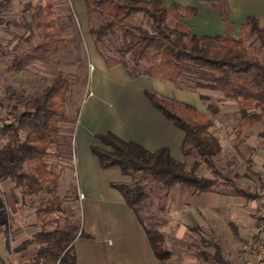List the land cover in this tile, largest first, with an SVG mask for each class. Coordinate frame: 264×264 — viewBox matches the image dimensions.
<instances>
[{
  "label": "rangeland",
  "instance_id": "374dc122",
  "mask_svg": "<svg viewBox=\"0 0 264 264\" xmlns=\"http://www.w3.org/2000/svg\"><path fill=\"white\" fill-rule=\"evenodd\" d=\"M214 1L216 0H165L163 6L166 8L173 2L196 8L193 17L177 21L167 16V23L186 32L191 29L199 35L207 36H239L240 27L248 16H257L259 24L264 25V0H226L230 8L228 22L220 19L219 12L212 5ZM44 3L45 0H0V123L10 120L13 113L21 108L20 102L36 96L57 72L62 73L68 81L62 110L63 120L59 122L55 141L49 145L45 156L48 168L59 178L51 196L40 193L22 197L19 189L15 188L16 173L11 167L12 145L4 137H0V196L4 198L0 211V220L3 221L0 232L12 250L9 257L18 258L14 263L2 264H38L34 234L43 223L37 212L47 205L45 199L61 209L47 217L48 220L57 217L60 223L78 226L73 242L76 264H125V261L118 258L119 254H114V249L119 246L120 234L123 233L121 231L131 232L138 228L155 230L163 236L164 248L170 253L166 263L210 264L212 259L208 260L206 257L212 258L215 248L219 247L223 256L242 248V241H237L234 237L229 223L237 227L242 238L248 239L255 231L253 226L262 220L264 121L238 132L240 117L237 102L224 98L220 92L196 86L197 81H206L207 76L194 69L180 78L179 85L182 88L153 78L149 82L139 80L133 86L115 88L109 82L110 72L104 73L107 69L101 56L99 55V62L94 59L88 18L83 24L76 0H52L59 37L55 51L44 60L28 63L21 70L11 69L9 65L14 53H22L39 43L30 18L31 10L26 11L24 8L29 5L32 9L35 5ZM103 19L95 18L94 25H98ZM127 21L139 24L148 31L153 30L151 21L142 12L130 14ZM124 41L125 35L121 29L109 30L102 36L101 48L107 55L120 57L117 49ZM245 44L260 59L264 58V48L255 35L250 36ZM124 58L129 63L132 61L130 54ZM143 86L157 89L155 91L165 97L190 103L213 119L210 130L221 144L216 164L229 185L214 186L208 192L192 190L194 193L189 199L190 189L179 185L182 190L180 197L191 203V216L182 208L181 203H173V191L168 192L156 183L143 180L139 174L129 177L123 183L129 187H142L147 195V198H142L135 206L136 211L128 207L126 210L118 209L109 204L104 196L105 176L99 180L94 179L93 167L92 170L90 167L93 165L87 160L88 150L85 148L87 141V145L90 144L88 133L108 131L111 119H115L113 113L109 116L103 114L108 113L109 108L101 104L108 103L114 94H117L116 103L138 101L136 94ZM90 91L95 96L86 102ZM141 96L145 99L142 93ZM85 103L89 104L85 106L87 110L82 124L80 117ZM99 105L103 107L96 111L95 108ZM209 105L216 107L215 113L208 108ZM181 144L177 158L181 157L186 168H190L198 160V156L192 152L184 155ZM176 152L178 155V151ZM196 174L198 177L213 178L209 167L202 162ZM84 185L90 192L96 186L101 198L81 197ZM248 195L256 197L250 198ZM175 209L181 210L182 218L179 221ZM179 229L189 232L191 239L177 242L174 237ZM139 232L141 231L134 233L131 245L127 243L128 239L122 244L127 248L132 245L141 247L143 242ZM238 252L226 264L236 263L243 255L241 251Z\"/></svg>",
  "mask_w": 264,
  "mask_h": 264
},
{
  "label": "trees",
  "instance_id": "16d2710c",
  "mask_svg": "<svg viewBox=\"0 0 264 264\" xmlns=\"http://www.w3.org/2000/svg\"><path fill=\"white\" fill-rule=\"evenodd\" d=\"M88 18V33L95 50L107 68L123 65L132 78L149 76L160 82H169L177 88L180 78L193 69L203 72L206 81H197L196 86L220 92L224 98L237 102L240 120L237 131L264 121V58L260 59L245 44L255 35L264 48V25L257 16H248L240 27L239 36L199 35L191 29L186 32L167 23V16L174 20L189 19L196 14L191 5L173 2L164 7L165 0H83ZM212 5L219 12L220 19L229 21L230 8L226 0H216ZM30 11V18L37 31L39 43L22 53H14L9 67L23 69L30 62L41 61L55 51L58 42L57 17L53 12L52 0L37 4ZM135 12H142L151 21L152 31L139 24L127 21ZM95 18H104L94 25ZM121 29L125 41L118 49L120 57L107 55L101 48L102 36L109 30ZM1 45V44H0ZM1 48V46H0ZM130 54L129 63L125 56ZM68 81L57 72L47 85L33 97L21 101L12 118L0 123V137L12 145L11 167L16 173L15 188L22 197L44 193L51 196L57 186L58 175L48 168L45 156L50 144L55 141L59 122L63 120V106L66 101ZM144 95L150 104L164 118L183 133L182 153L198 156L190 168L184 161L175 159L168 147L154 152L148 151L134 141H126L112 132L96 134L95 137L105 146L90 145L102 168L119 167L123 176L139 174L143 180L158 184L162 189L172 192L179 185L195 192H208L214 186H228L216 164L221 144L210 130L213 119L196 106L165 97L152 89H145ZM212 112L216 107L208 106ZM107 147V148H106ZM209 167L212 179L198 177L200 163ZM119 191L129 208L147 198L142 187L126 184H112ZM249 196V195H248ZM254 198L256 196H249ZM47 205L37 212L42 217L40 230L34 234L37 246L35 254L38 264H76L73 242L78 226L60 223L58 218L48 220L60 207L45 199ZM136 211V210H135ZM44 215V216H42ZM237 236V227L230 223ZM147 238L154 256L162 264L170 258L164 248L163 236L146 229ZM216 257H206L219 263Z\"/></svg>",
  "mask_w": 264,
  "mask_h": 264
},
{
  "label": "crops",
  "instance_id": "0c3cea01",
  "mask_svg": "<svg viewBox=\"0 0 264 264\" xmlns=\"http://www.w3.org/2000/svg\"><path fill=\"white\" fill-rule=\"evenodd\" d=\"M76 1L78 3V7L81 12L82 22L83 24H85L86 23L85 20L87 19V12H86L84 1L83 0H76ZM92 51H93L92 54L94 56V59H96L97 62H99V59H100L99 54L97 53L95 48H93ZM106 69L107 70L104 71V73L110 72L108 76L109 82L112 83V85L115 88H122L124 86L125 87L133 86V84H135L139 80H146L149 82V80L151 79V77L149 76H138V77L132 78L131 76H129V74L127 73L123 65H118L110 69L106 67ZM156 84H159V83H156ZM145 89H149V88H146L144 86L139 88L138 93L136 94L138 101L136 100L135 102H132V103H129V102L128 103H116L115 99H117V94L116 95L114 94L110 97V99L108 100V103L101 104L109 108V112L108 113L103 112V114H107V116H109L113 113L115 117V119H111L110 122L112 124L109 130L106 132H112L126 141H134L135 143L143 146L144 148H146L148 151H151V152H154L161 147H168L171 155L177 158L180 155L179 146L183 139V135H182L183 133L180 132L179 129L177 130L176 127H173V125L170 122H168L164 118V116L150 104L149 100L144 95ZM155 90L158 91L157 89ZM92 93L93 92L90 91L86 102H88L91 98H94L95 94L94 93L92 94ZM141 93L145 99L142 98ZM86 104L88 105L89 103H85V105L83 106L82 112H81L80 123L82 124H83V115L85 114L87 110V108L85 107ZM100 107H101L100 105L96 106L95 108L96 111L98 110L100 111V109H102L103 106L101 108ZM99 113L100 112H97V114ZM106 132H102V133H106ZM96 134H100V132H95V131L89 132L88 139L90 141V144L87 145L88 144V141H87L85 145V148H87L88 150V152L86 151L88 153L87 160L91 161L93 165L90 167H91V170L93 167L92 171H93L94 179L99 180L103 178V175H104L105 181L103 182V184H105V189H106L104 196L106 197L107 202L109 204L116 206L118 209L126 210L127 207L129 208V206L125 203V200L123 196L119 193V191H117L116 189L112 187V184L125 183L127 182V179L129 177L123 176L119 170V167L117 166H111L108 168H102L100 166L97 157L91 153L90 148H89L90 145H97V146L105 147L95 137ZM176 151H178V155L176 154L177 153ZM180 159L181 157L177 158V160H180ZM84 170H85V166H83V173H84ZM106 175H108L107 178H106ZM95 187L90 192L89 190L86 189L84 185L83 195L81 194V197L84 196L86 198L90 196L89 198H93V199L101 198L99 197L100 194L96 190ZM179 187L181 186H178L177 189L173 191V201H174L173 203L175 204L181 203L182 208L185 211H187V213L190 214L191 216V213H192L190 210V208H192L190 207L191 203L189 200L185 201V198L180 197V191L182 190ZM188 191H189V196H188V199H189L193 195L192 193L194 192L192 190H188ZM3 199L4 198L0 196V211L4 205ZM93 201H97V200H93ZM175 213L177 215V220L178 221L181 220L182 218L181 210L175 209ZM2 222L3 221L0 220V225H2ZM261 222L262 220L254 226L252 224L251 227L253 226V228L255 229L256 227L259 226ZM139 230L141 231L139 233L141 235V239L143 242L142 246L137 247L136 245L133 247L132 245V246H129L128 248L125 247V244L124 245L122 244L123 241L125 239H128L127 243L131 245L132 244L131 240L134 238V233L137 234ZM124 231H121L123 233L120 234L121 237L119 238V241H118L119 246L117 247V249H114V254L116 256L119 254L118 258L120 260L125 261V264H162L159 260H157V258L153 254V251L150 247V244L147 238L146 230H143V229L141 230L140 228H138L131 232H128V231L124 232ZM252 234L250 235L248 239H246L245 237L242 238L239 232L237 236L234 234V237L237 239V241L238 240L242 241L243 247L239 248V250L238 249L234 250L233 253H226L225 256H223L224 254L222 255V253L219 250V247H217L215 248V253H216V250L219 253L218 255V258H220L219 263H216L213 260L212 262H209V263L210 264L211 263L212 264H226V262L228 263V261L233 260L234 256L239 253L238 251H241L243 253L245 247L248 245L252 237ZM174 239L177 242L182 241L184 239L189 241L191 239V234L187 231L179 229ZM11 253H12V250L9 249L7 245V241L4 238V235L0 232V264L4 262L14 263V261L18 259V258H15L14 256H13V259H11L8 255ZM121 254H123V257H120ZM214 257L217 258L216 254L214 255Z\"/></svg>",
  "mask_w": 264,
  "mask_h": 264
},
{
  "label": "built area",
  "instance_id": "2783aa9c",
  "mask_svg": "<svg viewBox=\"0 0 264 264\" xmlns=\"http://www.w3.org/2000/svg\"><path fill=\"white\" fill-rule=\"evenodd\" d=\"M234 264H264V208L262 222L255 228L243 255Z\"/></svg>",
  "mask_w": 264,
  "mask_h": 264
}]
</instances>
